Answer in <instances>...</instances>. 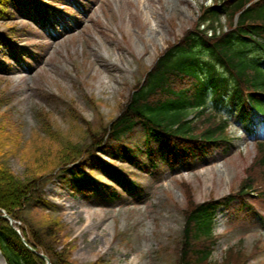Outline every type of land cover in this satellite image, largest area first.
Returning a JSON list of instances; mask_svg holds the SVG:
<instances>
[{"label":"rangeland","instance_id":"374dc122","mask_svg":"<svg viewBox=\"0 0 264 264\" xmlns=\"http://www.w3.org/2000/svg\"><path fill=\"white\" fill-rule=\"evenodd\" d=\"M16 2L18 7L13 0L1 7L11 11L0 20V34L12 35V46L0 42V155H9L7 167L21 181L40 166L37 156L56 146L51 133L73 148L90 142L69 122L64 103H72L79 121L101 131L119 115L142 73L198 23L202 5L213 3L60 0L47 7L52 27H42L36 21L42 3L32 8L26 0ZM220 24L228 20L221 17ZM253 119V136L233 115L227 152L215 151L194 164L177 157L174 168L161 157L151 161L148 155L157 153L161 141L146 139L137 127L123 146L140 167L115 149L88 156L83 163L95 184L92 193L76 189L69 174H53L40 195L48 203L32 202L28 220L35 228L54 221L56 252L65 250L72 264H175L187 196L200 204L237 190L256 156V141L264 139V116ZM102 164L117 169L123 184L103 172ZM247 204L217 209L212 264L226 260L231 247H241L246 263L264 264V197L254 194ZM10 223L19 232L25 226ZM0 264H6L1 254Z\"/></svg>","mask_w":264,"mask_h":264},{"label":"trees","instance_id":"16d2710c","mask_svg":"<svg viewBox=\"0 0 264 264\" xmlns=\"http://www.w3.org/2000/svg\"><path fill=\"white\" fill-rule=\"evenodd\" d=\"M26 1L31 7L37 2L42 3L43 12L38 13L37 22L41 26H51L47 20V7L59 0ZM263 2L221 0V7H205L196 29L167 45L151 69L145 70L136 81L119 115L101 126V131L91 129L84 120L79 121L72 103H64L69 122L89 135L88 144L73 148L71 141L51 133L50 138L56 146L48 147L37 156L40 166L23 181L7 167L9 155H0V253L6 264H46L33 250L45 254L50 264H72L65 250L56 252L59 236L55 235V222L44 220L40 227L31 226L29 206L32 202L48 203L42 200L41 190L56 171L60 175L70 174L76 189L92 193L95 184L83 161L107 149H115L122 158L140 167L138 159L129 153L132 150L123 146L124 139L136 127H142L146 136L161 140V156L173 165L177 157L184 164L195 163L215 150L226 152L229 149L228 125L222 115L224 109L230 114L237 112L242 126L250 131L252 113L262 111L264 107V62L250 56L254 48L263 51L264 56ZM7 3L8 0H0V20H5L11 13L9 8H1L7 7ZM13 4L18 6L16 0ZM221 13H227L231 26L228 32L217 36V26L213 23ZM234 18L236 23L232 26ZM205 22L210 23L200 30V24ZM206 30H213L212 37H207ZM11 36L0 34V42L11 46ZM46 98L54 100L50 94ZM100 167L123 184L117 169L104 164ZM251 192H260L259 195L264 196V142L257 144L256 156L237 191L200 204L187 196V208L182 212L184 226L176 240L179 255L176 254L175 264H212L211 252L216 240L213 236L215 210L234 199L244 203V198ZM3 213L27 227L20 228L21 237L14 226L1 217ZM224 257L227 259L223 258L220 264H246L247 261V254L241 247H231Z\"/></svg>","mask_w":264,"mask_h":264},{"label":"water","instance_id":"95a60500","mask_svg":"<svg viewBox=\"0 0 264 264\" xmlns=\"http://www.w3.org/2000/svg\"><path fill=\"white\" fill-rule=\"evenodd\" d=\"M4 217H6V216H4ZM40 257L43 258L44 260H46V258L43 255H40Z\"/></svg>","mask_w":264,"mask_h":264}]
</instances>
